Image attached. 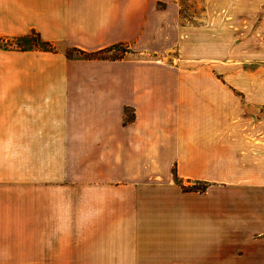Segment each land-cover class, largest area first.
Returning <instances> with one entry per match:
<instances>
[{"label": "crops", "instance_id": "obj_1", "mask_svg": "<svg viewBox=\"0 0 264 264\" xmlns=\"http://www.w3.org/2000/svg\"><path fill=\"white\" fill-rule=\"evenodd\" d=\"M228 13L0 0V264H264V0Z\"/></svg>", "mask_w": 264, "mask_h": 264}, {"label": "rangeland", "instance_id": "obj_2", "mask_svg": "<svg viewBox=\"0 0 264 264\" xmlns=\"http://www.w3.org/2000/svg\"><path fill=\"white\" fill-rule=\"evenodd\" d=\"M237 1L242 3L243 0H172V2L179 7V15L182 25H203L209 22L213 17H225L230 15L228 10L233 8L237 4ZM164 2L160 1L159 6L163 7ZM225 10V11H224ZM239 19H242L243 13H236ZM243 25V23H241ZM235 33L233 34L236 36L235 45H233V51L235 53V64L236 69L241 68H249L252 69L258 68L257 62L248 63L247 61L242 60L241 55L243 54L244 45L242 43V39L245 35H243V28L232 29ZM32 43L40 44L36 38L32 39ZM61 47V46H57ZM49 48H53L52 46ZM68 50V53L71 55L81 56L76 52ZM129 52L128 46L126 45H117L109 50L103 55L104 58H121L125 57ZM205 183H199L194 186L197 189H205Z\"/></svg>", "mask_w": 264, "mask_h": 264}, {"label": "trees", "instance_id": "obj_3", "mask_svg": "<svg viewBox=\"0 0 264 264\" xmlns=\"http://www.w3.org/2000/svg\"><path fill=\"white\" fill-rule=\"evenodd\" d=\"M49 47H51V46H49ZM107 50H109V49H103V50H99L96 52H87V51L81 50L79 48H71L70 51L76 52L85 58L91 59V58H104L103 55L106 53Z\"/></svg>", "mask_w": 264, "mask_h": 264}]
</instances>
